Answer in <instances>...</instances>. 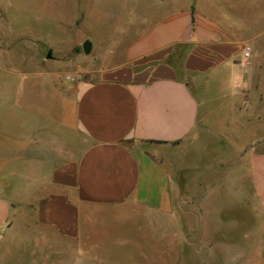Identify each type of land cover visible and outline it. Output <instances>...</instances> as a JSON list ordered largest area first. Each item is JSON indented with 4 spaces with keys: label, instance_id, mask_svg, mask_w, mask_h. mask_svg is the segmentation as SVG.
Here are the masks:
<instances>
[{
    "label": "crops",
    "instance_id": "1",
    "mask_svg": "<svg viewBox=\"0 0 264 264\" xmlns=\"http://www.w3.org/2000/svg\"><path fill=\"white\" fill-rule=\"evenodd\" d=\"M128 18L138 26L124 58L100 77L42 104L25 92L1 98L16 122L1 119L0 264L94 242L111 215L166 234L183 210L178 160L210 131L212 83L227 90V142L244 152L227 165V263L263 261L264 139L247 147L235 136H264V0H131ZM251 118V131L232 121Z\"/></svg>",
    "mask_w": 264,
    "mask_h": 264
},
{
    "label": "rangeland",
    "instance_id": "2",
    "mask_svg": "<svg viewBox=\"0 0 264 264\" xmlns=\"http://www.w3.org/2000/svg\"><path fill=\"white\" fill-rule=\"evenodd\" d=\"M130 6L131 0H0V100L13 101L25 92L37 104L46 103L65 84L98 78L121 62L123 47L138 26L126 22ZM87 40L93 43L90 54L83 50ZM203 91L210 131L186 150L192 156L178 160L183 210H175L168 232L157 237L146 218L111 215L105 219L106 231L96 227V241L57 244L51 248L56 252L46 249L39 256L40 264H264V258L227 263V165L244 152L233 136L227 142V90L212 83ZM13 112L2 109L0 101V129L2 118L15 125ZM232 121L251 131L256 120ZM235 137L247 147L264 139L256 134ZM172 157L167 160L170 170L177 164ZM191 159L195 163L189 171ZM81 250L86 254L82 259Z\"/></svg>",
    "mask_w": 264,
    "mask_h": 264
},
{
    "label": "water",
    "instance_id": "3",
    "mask_svg": "<svg viewBox=\"0 0 264 264\" xmlns=\"http://www.w3.org/2000/svg\"><path fill=\"white\" fill-rule=\"evenodd\" d=\"M93 48V43L90 40H87L83 44V50L85 54H90ZM52 57V52L50 51L47 55V58Z\"/></svg>",
    "mask_w": 264,
    "mask_h": 264
},
{
    "label": "built area",
    "instance_id": "4",
    "mask_svg": "<svg viewBox=\"0 0 264 264\" xmlns=\"http://www.w3.org/2000/svg\"><path fill=\"white\" fill-rule=\"evenodd\" d=\"M250 50H251L250 47H246L245 48L244 55H243L245 59H248L249 58V56H250Z\"/></svg>",
    "mask_w": 264,
    "mask_h": 264
}]
</instances>
